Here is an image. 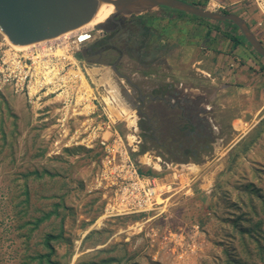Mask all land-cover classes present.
<instances>
[{"label":"rangeland","instance_id":"374dc122","mask_svg":"<svg viewBox=\"0 0 264 264\" xmlns=\"http://www.w3.org/2000/svg\"><path fill=\"white\" fill-rule=\"evenodd\" d=\"M183 1L212 11L219 5ZM236 2L218 9L247 19L264 45L260 0ZM223 24L161 7L134 16L103 43L102 55H87L96 41L86 42L75 58L70 52L58 60L63 85L40 104L0 88V264H47L38 258L51 252L48 244L55 264H264V59L239 56L212 82L196 64L206 32L230 29L249 46ZM6 40L0 32V45ZM124 77L196 97L220 143L204 159L185 162L141 148ZM240 87L252 92L245 90L252 106L241 118ZM125 162L172 185L173 196L144 212L114 215L110 172Z\"/></svg>","mask_w":264,"mask_h":264},{"label":"water","instance_id":"95a60500","mask_svg":"<svg viewBox=\"0 0 264 264\" xmlns=\"http://www.w3.org/2000/svg\"><path fill=\"white\" fill-rule=\"evenodd\" d=\"M115 2L116 0H0V32L14 47H33L80 29L104 15ZM161 7L212 22L232 23L254 52L264 59V46L245 18L236 13L212 11L183 0H117L116 9L107 22L95 28L109 32L107 24L116 16H138Z\"/></svg>","mask_w":264,"mask_h":264},{"label":"built area","instance_id":"2783aa9c","mask_svg":"<svg viewBox=\"0 0 264 264\" xmlns=\"http://www.w3.org/2000/svg\"><path fill=\"white\" fill-rule=\"evenodd\" d=\"M97 33L103 31L92 27L76 33L73 40L72 37L63 40L58 38L29 48L14 47L6 40L0 45V88L10 87L16 94L27 96L30 105L40 104L45 97L54 93L52 89H60L63 85V80L59 78L58 60L65 59L70 52L75 58L78 45L94 43L101 37H97ZM83 36L86 39L80 40ZM60 51L64 54H59ZM101 144L105 146L106 141L102 140ZM114 169L117 173L110 172L109 177L116 201L111 206L114 215L144 212L173 196L170 194L168 197L174 190L172 185L165 188L158 178L141 175L126 162Z\"/></svg>","mask_w":264,"mask_h":264},{"label":"flooded vegetation","instance_id":"af4514ba","mask_svg":"<svg viewBox=\"0 0 264 264\" xmlns=\"http://www.w3.org/2000/svg\"><path fill=\"white\" fill-rule=\"evenodd\" d=\"M134 16H116L110 20L107 24L109 32H104V36L98 38L88 49L87 55L94 52L102 55L106 50L103 43L120 35ZM116 65L114 63L111 66L112 70L119 73ZM129 86L131 90L124 91L122 95L136 110V131L141 148L148 145L169 159L185 162L189 159H204L203 153L210 149V145L220 143L215 126L202 110L204 104L196 97H186L182 92L174 90L171 84L164 86L157 83L140 87L129 81ZM119 95L121 92L117 90L118 98ZM153 158L159 164L163 162L160 156Z\"/></svg>","mask_w":264,"mask_h":264},{"label":"crops","instance_id":"0c3cea01","mask_svg":"<svg viewBox=\"0 0 264 264\" xmlns=\"http://www.w3.org/2000/svg\"><path fill=\"white\" fill-rule=\"evenodd\" d=\"M262 1L263 0H260L259 8H260V10L263 11L262 13L264 14V9L262 7ZM227 2H231V4L237 3L236 0H227V1L226 0H222V1L217 0V3L219 5L217 6L216 10L220 11L218 8L221 7V4L223 3L225 5ZM262 13H261V15H263ZM246 21H247V19H246ZM259 24L257 26V29H260L261 25H263L262 23L260 25ZM253 31L255 32V30H253ZM231 34L235 35L234 32H232V31H231ZM202 39L205 41L204 45L206 46V48H205V50L203 48H201L204 50V53L201 51V54L198 57L199 60L196 62V64L198 66H200L201 69H203L202 71L205 73V75L207 77L211 78L212 82L217 81V79H219L218 78L219 75L222 74V72H225V73L228 72V71H223L221 68L224 69L226 67H233V64L238 63V60H239L238 57L239 56H242V57L247 56L249 58H253V53H255L249 44H248L249 46H245L242 43L241 44L240 43L235 44L231 39H229L227 36H225L223 32H218L217 30H215V31L212 30L211 32L210 31L206 32L202 36ZM226 69H228V68H226ZM221 77H223V74ZM248 89H250V88H246V87L241 88L240 87L237 89V94H238V101L237 102H238V105L240 106V112L238 113L239 118H241L243 116L244 112L247 113V111H249V109H251V106H252L248 103V100L250 99V97H249V94H247L248 92L245 91V90L249 91ZM251 93L252 92L250 89V94ZM260 109H262V107H260L259 110ZM234 121H235V119H234Z\"/></svg>","mask_w":264,"mask_h":264},{"label":"bare ground","instance_id":"6f19581e","mask_svg":"<svg viewBox=\"0 0 264 264\" xmlns=\"http://www.w3.org/2000/svg\"><path fill=\"white\" fill-rule=\"evenodd\" d=\"M116 5H117V0H116L115 4L113 5V7L109 11H107L104 15H102V16L96 18V19H93L91 22H89L88 24H86L85 26H83V27H81L80 29H77V30L79 31V30L85 29V28L88 29L89 27H96L97 25H100V24H103V23L107 22V20L110 18V16L114 13V11L116 9ZM77 30H75V31H73L71 33H67V34L59 37V39L64 38V37L68 36L69 34H73V33L77 32ZM84 39H86V36H83L80 40H84ZM24 48H29V47H24ZM108 92H109L110 96H112V98L114 100H116V98L114 96H116L117 90L114 89L113 87H111V89L108 90ZM107 102H109V101H107ZM112 103H113V101H112ZM125 114L127 115L128 111H125Z\"/></svg>","mask_w":264,"mask_h":264},{"label":"trees","instance_id":"16d2710c","mask_svg":"<svg viewBox=\"0 0 264 264\" xmlns=\"http://www.w3.org/2000/svg\"><path fill=\"white\" fill-rule=\"evenodd\" d=\"M186 2V1H185ZM201 7V6H200ZM202 8H205V7H202ZM180 15H189V14H186V13H183V12H179L177 11ZM227 13V12H225ZM191 17H193L194 19L198 20V21H208V20H204V19H200V18H197V17H194L192 15H189ZM225 23H230V22H225ZM231 25H233L232 23H230ZM217 25L219 26H224L223 23H218L217 22ZM234 27H236L235 25H233ZM237 28V27H236ZM238 29V28H237ZM223 30V29H222ZM230 30V29H229ZM227 29H224L223 30V33L225 36H227L229 39H231L235 44H238L240 43V40H239V37L236 36V35H232L231 34V30L229 31ZM240 37L244 39V37L242 36V34L240 33ZM258 55V54H257ZM259 56V55H258ZM260 57V56H259ZM261 58V57H260ZM262 59V58H261ZM263 60V59H262ZM147 174H150V172L148 171ZM49 237H52V236H49ZM48 247L49 249L51 250V252L48 253V255L46 257H44L43 255L40 256V258H38L41 262L44 261L46 262L47 264H55V262L51 259V255L53 253V248L50 244H48Z\"/></svg>","mask_w":264,"mask_h":264}]
</instances>
